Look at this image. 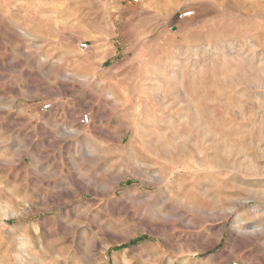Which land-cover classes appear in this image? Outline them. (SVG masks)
<instances>
[{
  "label": "rangeland",
  "instance_id": "rangeland-1",
  "mask_svg": "<svg viewBox=\"0 0 264 264\" xmlns=\"http://www.w3.org/2000/svg\"><path fill=\"white\" fill-rule=\"evenodd\" d=\"M0 264H264V0H0Z\"/></svg>",
  "mask_w": 264,
  "mask_h": 264
},
{
  "label": "built area",
  "instance_id": "built-area-1",
  "mask_svg": "<svg viewBox=\"0 0 264 264\" xmlns=\"http://www.w3.org/2000/svg\"><path fill=\"white\" fill-rule=\"evenodd\" d=\"M129 1H131V2H137L138 0H129ZM80 47L81 48H86L87 47V44L85 42H82V43H80ZM49 107H50L49 104H44V105H42L41 110L42 111H47L49 109ZM80 122L82 124H87L89 122L88 115L85 114V115L81 116Z\"/></svg>",
  "mask_w": 264,
  "mask_h": 264
}]
</instances>
